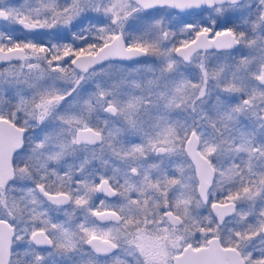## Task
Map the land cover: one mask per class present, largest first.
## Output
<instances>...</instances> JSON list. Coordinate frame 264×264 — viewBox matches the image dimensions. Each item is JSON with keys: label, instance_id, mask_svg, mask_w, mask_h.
Wrapping results in <instances>:
<instances>
[{"label": "snow or ice", "instance_id": "1", "mask_svg": "<svg viewBox=\"0 0 264 264\" xmlns=\"http://www.w3.org/2000/svg\"><path fill=\"white\" fill-rule=\"evenodd\" d=\"M0 62V264H264V0H0Z\"/></svg>", "mask_w": 264, "mask_h": 264}, {"label": "flooded vegetation", "instance_id": "2", "mask_svg": "<svg viewBox=\"0 0 264 264\" xmlns=\"http://www.w3.org/2000/svg\"><path fill=\"white\" fill-rule=\"evenodd\" d=\"M147 12L152 13L154 16L157 15V14H159L161 16L163 15V17L166 20L171 19L172 21L178 20L181 17H184L186 19H188V18L195 19V18H198L199 17V16H194V15H189V13L188 14H185V15H180L174 9H171V8H155V9H149V10H147ZM131 23H133V22L131 21ZM210 52H215V51H210ZM145 59H146V57L141 58L140 60L142 61V60H145ZM133 64H136V62L134 61L132 63H128V65H133ZM125 65H127V64H125ZM4 67H6V65L0 66V69H2ZM111 199H114V198H111ZM205 214H207V213L205 212ZM58 219L62 220L63 219V216L61 215L60 217H58Z\"/></svg>", "mask_w": 264, "mask_h": 264}, {"label": "rangeland", "instance_id": "3", "mask_svg": "<svg viewBox=\"0 0 264 264\" xmlns=\"http://www.w3.org/2000/svg\"><path fill=\"white\" fill-rule=\"evenodd\" d=\"M156 17H160L161 15H159V14H157V15H155ZM163 16V15H162ZM189 20H193V21H196V22H199L201 19H207V13H204L202 16H199L198 18H195V19H190V18H188ZM130 24H132L131 23V21L129 22ZM151 58H146L145 60H150ZM143 61V60H142ZM122 65H124V66H127V65H125V64H117L116 66L117 67H115L114 69H110V71H113L114 73H119V72H121V71H132L135 67H138V65L137 64H133V65H131V67H127V68H124V67H121ZM5 68V67H4ZM4 68H2V69H0V70H3ZM25 71H27V69H24ZM190 72H191V74H192V78H195V75H196V69L194 68V67H192L191 69H190Z\"/></svg>", "mask_w": 264, "mask_h": 264}, {"label": "water", "instance_id": "4", "mask_svg": "<svg viewBox=\"0 0 264 264\" xmlns=\"http://www.w3.org/2000/svg\"><path fill=\"white\" fill-rule=\"evenodd\" d=\"M178 14L180 15H185V14H188V12H181L180 10L178 9H174ZM191 12H199L200 10H189ZM209 51H215L214 49H210ZM141 58H144V57H141ZM140 58V59H141ZM134 61H119V60H116V61H113L112 63H115V64H128V63H132ZM5 65L4 63L0 62V66H3ZM191 162V161H190ZM194 166V165H193Z\"/></svg>", "mask_w": 264, "mask_h": 264}, {"label": "trees", "instance_id": "5", "mask_svg": "<svg viewBox=\"0 0 264 264\" xmlns=\"http://www.w3.org/2000/svg\"><path fill=\"white\" fill-rule=\"evenodd\" d=\"M114 64V63H113ZM114 65H117V64H114ZM128 65V64H127Z\"/></svg>", "mask_w": 264, "mask_h": 264}]
</instances>
